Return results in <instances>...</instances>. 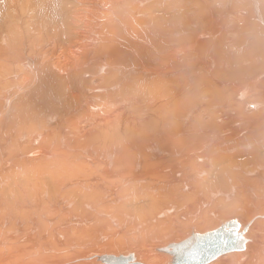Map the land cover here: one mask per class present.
<instances>
[{
    "label": "bare ground",
    "instance_id": "6f19581e",
    "mask_svg": "<svg viewBox=\"0 0 264 264\" xmlns=\"http://www.w3.org/2000/svg\"><path fill=\"white\" fill-rule=\"evenodd\" d=\"M232 223L202 264H264V0H0V264H181Z\"/></svg>",
    "mask_w": 264,
    "mask_h": 264
},
{
    "label": "water",
    "instance_id": "95a60500",
    "mask_svg": "<svg viewBox=\"0 0 264 264\" xmlns=\"http://www.w3.org/2000/svg\"><path fill=\"white\" fill-rule=\"evenodd\" d=\"M232 229L225 230L224 226L219 228L218 231L208 234L206 236H196L193 234L189 241L193 244V253H188V249H180L184 253V259L181 264H202L215 257L216 251L225 249L229 243L238 242L237 236L233 235L235 226L233 223L230 225ZM186 242H181V245ZM121 264V263H118Z\"/></svg>",
    "mask_w": 264,
    "mask_h": 264
},
{
    "label": "rangeland",
    "instance_id": "374dc122",
    "mask_svg": "<svg viewBox=\"0 0 264 264\" xmlns=\"http://www.w3.org/2000/svg\"><path fill=\"white\" fill-rule=\"evenodd\" d=\"M229 219H230V218H229ZM207 230H209V229H207ZM205 231H206V230H205ZM158 252L165 253V254L169 255V254L166 253V252H162V251H158ZM169 257H170V255H169Z\"/></svg>",
    "mask_w": 264,
    "mask_h": 264
}]
</instances>
